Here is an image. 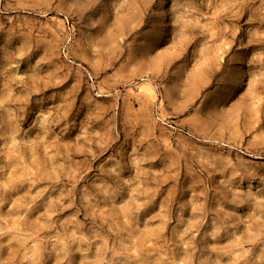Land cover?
<instances>
[{"label": "rangeland", "instance_id": "obj_1", "mask_svg": "<svg viewBox=\"0 0 264 264\" xmlns=\"http://www.w3.org/2000/svg\"><path fill=\"white\" fill-rule=\"evenodd\" d=\"M0 264H264V0H0Z\"/></svg>", "mask_w": 264, "mask_h": 264}]
</instances>
